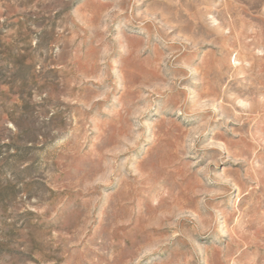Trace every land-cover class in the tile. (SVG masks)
<instances>
[{"label": "rangeland", "instance_id": "374dc122", "mask_svg": "<svg viewBox=\"0 0 264 264\" xmlns=\"http://www.w3.org/2000/svg\"><path fill=\"white\" fill-rule=\"evenodd\" d=\"M0 264H264V0H0Z\"/></svg>", "mask_w": 264, "mask_h": 264}]
</instances>
